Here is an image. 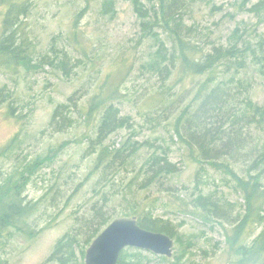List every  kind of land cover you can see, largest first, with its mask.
I'll return each instance as SVG.
<instances>
[{"label": "rangeland", "instance_id": "obj_1", "mask_svg": "<svg viewBox=\"0 0 264 264\" xmlns=\"http://www.w3.org/2000/svg\"><path fill=\"white\" fill-rule=\"evenodd\" d=\"M3 1L0 38L5 32L3 21L8 7ZM26 1V11L19 16L20 42L29 46L34 66L3 63L0 55V181L19 178L34 165L23 196L36 202L37 208L28 217L24 231L11 227L1 239L0 264H59L48 261L57 241L102 200L96 193L102 187L98 185L101 176L92 172L97 153L105 145L118 148L127 139L140 142V149L129 167L101 188L109 193L107 210L118 214L132 211L133 206L138 210L148 208L180 224L183 239L194 241L183 264H235L226 244L233 220L206 223L187 211L200 192L215 193L228 201L233 219L243 212L245 200L232 176L208 164L198 185V164L191 161L188 149L172 129L174 115L166 112L169 105L174 103L177 114L196 106L197 89L207 75L179 79L180 72L173 67L171 74H161L152 66L162 42L172 57L169 34L157 18L164 9L160 0ZM135 1L144 7L145 17L138 15ZM240 1L187 0V7L176 9V18L182 17L192 28L185 33L205 52L214 45L229 44L237 27L254 45L264 41V14L246 10L260 0H251L245 9L239 7ZM249 60L237 76L244 81L241 96L262 104L264 74ZM167 64L171 67V61L163 62ZM107 81L124 93L114 103L129 122L101 137L102 112L90 119L86 114L92 97ZM59 107L62 112L53 121ZM262 130L245 125L244 134L255 131L258 140L264 135ZM147 140L167 148L169 158L181 169L165 179L166 186H173L170 191L158 184L152 188L139 185L144 177L142 167L155 149L144 144ZM246 159H232L243 176H247L242 165ZM253 173L259 174L264 188V172ZM263 227L252 229L249 242ZM125 250L129 260L172 264L152 251L134 247Z\"/></svg>", "mask_w": 264, "mask_h": 264}, {"label": "trees", "instance_id": "obj_2", "mask_svg": "<svg viewBox=\"0 0 264 264\" xmlns=\"http://www.w3.org/2000/svg\"><path fill=\"white\" fill-rule=\"evenodd\" d=\"M3 2L8 7L3 21L5 32L0 38L1 62L7 64L22 62L24 66L30 68L34 66L32 65L33 56L29 46L25 45L24 41L20 42L19 21V16L26 11L27 1L4 0ZM160 3L164 9L157 18L169 34L172 57L169 58V47H165L162 42L152 66H155L161 74L164 71L171 74L173 67L180 72L179 79L207 75L197 89L196 106L186 107L177 114L174 103L169 105L166 112L169 116L174 115L171 121L172 129L176 136H179L181 144L188 149L191 161L198 164L195 173L198 185L201 182L205 164H208L232 176L245 200L243 212L233 219L228 201L216 197L215 193L200 192L193 199L192 209L187 211L206 223L218 219L228 222L233 220L232 230L227 231L226 234V244L234 263L264 264V227L249 242L252 229L264 224V188L261 187L259 174L253 173L260 170L264 172V135L257 140L254 138L255 131L244 134L245 125L255 126L264 131V103L260 104L251 98H242L241 88H244V81L237 78L240 70L250 61L249 58L259 66L261 74H264V41L260 40L254 45L250 39H245L244 34L239 33L240 27H237L230 36L229 44L214 45L211 50L205 52L185 33V29H188V33L192 31V28L184 24L182 17L176 18L178 13L176 9L187 7V0H160ZM249 3L251 0H241L239 7L245 9ZM137 4L138 1H135L138 15L145 17L144 7L141 8L140 4L138 6ZM246 10L261 16L264 14V0L253 3ZM143 25L145 26V22ZM241 41L243 45L239 44ZM167 61H171V67L169 64L163 65V62ZM176 61H179V66ZM123 96L124 93L107 81L89 102L86 114L89 119L102 112L99 127L101 137L128 124V117L122 116L121 109L114 103ZM159 107L163 112L162 104ZM61 112L62 108L59 107L53 121ZM256 140L257 143L254 144ZM144 144L155 149L142 167L144 177L139 185L143 188H152L153 185L158 184L170 191L173 186H166L165 179L170 175H177L181 170L180 167L171 161L167 154L168 149L163 145L157 147L149 140ZM140 145L138 141L130 142L127 139L118 148L103 146L97 153L92 171L98 172L101 176L98 185L106 186L115 180L120 171L127 169L133 156L139 151ZM244 149L247 151L243 152ZM240 157H248L242 164L247 176L238 174L234 168L232 159L241 161ZM33 167L34 165L27 170L28 172L25 170L21 173L19 178L8 179L4 183L0 181V241L11 227L24 231L28 217L37 208L36 202L28 201L23 196L27 180L35 172L32 171ZM101 188L96 190V193L102 197V200L94 203L88 215L80 217L78 225L57 241L48 261H57L59 264H85L86 252L93 240L115 218L129 215L136 216L142 227L171 236L175 241L173 257L160 258L171 261L172 264H183L181 261L189 248L194 246V241L183 239L179 231L180 224L178 225L172 219L157 216L148 208L138 210V207L133 206L130 212L118 214L111 212L106 208L109 193ZM178 206L181 205L178 204ZM127 252L128 250L125 249L121 252L118 264H154L140 258L129 260Z\"/></svg>", "mask_w": 264, "mask_h": 264}, {"label": "water", "instance_id": "obj_3", "mask_svg": "<svg viewBox=\"0 0 264 264\" xmlns=\"http://www.w3.org/2000/svg\"><path fill=\"white\" fill-rule=\"evenodd\" d=\"M127 247L152 251L173 257L175 241L162 232L142 227L136 216L115 218L93 240L86 252V264H118L121 252Z\"/></svg>", "mask_w": 264, "mask_h": 264}]
</instances>
